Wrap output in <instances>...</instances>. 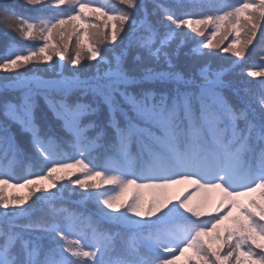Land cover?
<instances>
[{
    "label": "snow or ice",
    "instance_id": "obj_1",
    "mask_svg": "<svg viewBox=\"0 0 264 264\" xmlns=\"http://www.w3.org/2000/svg\"><path fill=\"white\" fill-rule=\"evenodd\" d=\"M119 3L124 7L118 9L107 0H25L26 5L39 6L37 14L26 15L0 0V24L25 40L43 41L35 50L29 47L27 55L13 52L0 63V70L16 73L8 87L22 90L18 102L5 98L2 104L0 153L19 152L12 130L18 124L30 135L31 147L46 168L44 174L13 183L11 168L0 165V264H176L189 251L190 264H264V87L259 95L237 91L230 99L224 94L230 85L223 71L202 59L216 54L213 49L243 57L258 30L264 40V0L193 3V10L182 13L176 10L185 7L179 3L153 0L151 13L143 0ZM137 11L144 13L139 21ZM160 14L163 31L149 18ZM89 17L102 20L105 29L115 23L101 35L99 24L84 23ZM126 22L133 35L121 47ZM69 25L72 32L61 34L63 46L51 43L56 31ZM81 31L96 43L87 44ZM137 31L142 34L137 36ZM193 32L206 42L191 49L189 62L174 63L171 45L178 41V54ZM221 33V42L234 33L227 47L213 42ZM73 34L77 40L74 55L67 57L70 77L62 72L50 80L20 75L18 70L28 71L34 59L50 62V49L60 48L54 55L65 60ZM104 41L120 51L109 58L99 47ZM85 48L90 61L107 67L82 79L78 66ZM247 74L264 77V65ZM53 91L56 97L50 95ZM76 92L80 95L72 99ZM37 95H44L70 137L78 157L71 163L63 162L61 134L37 122ZM89 95V102L81 99ZM99 148L104 149V159L96 164L93 153ZM65 178L84 190L81 196L96 198L94 216L58 206L63 198L58 183ZM183 182L205 191L220 190L215 214L205 211L204 201L192 204L189 197L176 202L166 197L169 186ZM131 186L158 194L146 204L137 191L118 203ZM7 187L29 191L26 196H5ZM257 191L259 201L250 198L245 205L238 199ZM38 202L43 205L41 216L33 219L31 210ZM18 218L26 222L17 223Z\"/></svg>",
    "mask_w": 264,
    "mask_h": 264
},
{
    "label": "trees",
    "instance_id": "obj_2",
    "mask_svg": "<svg viewBox=\"0 0 264 264\" xmlns=\"http://www.w3.org/2000/svg\"><path fill=\"white\" fill-rule=\"evenodd\" d=\"M5 3L14 4L17 11L22 12L26 15H35L39 12V6L32 7L25 4V0H4ZM105 0H100V3L103 4ZM110 5H114L116 8H123L124 6L119 3V0H107ZM158 2L165 3L170 6H176L178 3L184 5L185 7L180 8L177 7L176 10L178 13H182L184 11L193 10L191 4L203 3V4H220V3H230L233 0H158ZM143 3L147 6V11L151 13L153 11V0H143ZM197 11L207 12V8H197ZM211 14V13H208ZM137 20L139 21L143 18L144 13L142 11H137L134 13ZM157 28H160L158 23L159 20L163 19V14L159 16H150L149 17ZM198 18V17H196ZM84 23L91 24H99V32L102 35L105 31H110L111 24L115 23V21L109 22L108 29L104 28L103 21L98 19L97 17H89ZM76 24L79 25L80 21H76ZM163 31L162 28H160ZM72 32V26L69 25L66 28L62 26L60 29L56 31L54 34L51 43L57 44L59 43L61 47L63 43L66 41L61 39V34L67 35V33ZM185 32H191L185 27ZM206 33L210 34V27L206 29ZM141 31H137L136 35H141ZM81 35L84 36V40L87 44H95V39H89L86 34L81 31ZM133 35V29L129 26V24L125 23L124 30L121 31L120 36L123 37V44L121 47L128 45L129 39ZM221 34H218L216 39L213 41L214 43H220L221 47H227L234 38V33L227 36L226 39H223L221 42ZM120 37H118L119 41ZM243 39V34H242ZM76 40L77 36L75 34L72 35L71 41H67L69 51L65 53V60L60 61L59 56L54 55L55 52L60 51V48L50 49L49 54L53 56L50 62L43 61L41 57L39 60H33L29 65L26 66L28 71L25 68H22L19 71L21 76H39L43 79L50 80L56 79L58 74L61 72L65 77H70L72 75L70 71V63L67 57L69 55H74L76 51ZM200 41H205V37L200 36L197 33H191L185 37L184 45L179 49L178 54L176 50V41L171 45V50L174 53L173 62L179 65H183L190 61L191 59V49L195 47ZM206 42V41H205ZM43 44V41H30L23 39L16 31L6 29L3 24H0V63L3 62V57L12 54L13 52L20 55H27L28 48L31 47L35 50L36 47H39ZM99 47L104 50L105 54L111 58L113 52L118 53L120 48H113L108 41H104L99 44ZM239 47V45H237ZM23 49V50H22ZM205 51H209L205 49ZM214 55L203 57V61L207 62L211 65L213 70H222L223 71V79L224 81L230 85V87L224 89L225 96L230 99H235V93L239 91L243 94H254L259 95L260 89L264 87V77H251L247 73L250 68L259 71L260 67L264 65V40H262L260 36L259 30L257 31L256 37L253 38V43L248 46L245 50V55L243 57H236L233 53H223L220 52L219 49H213ZM135 53H133L134 55ZM35 65V66H33ZM80 69L79 75L82 79L90 77L94 75L97 70L101 73L107 67L103 64H97V61H90L87 56V49L85 48L81 52V65L78 66ZM161 68H166L165 64L159 65ZM15 72H8L4 70H0V82H11L15 79ZM51 96L56 97V93L53 91L50 93ZM80 94L78 92L74 93L72 99H75ZM22 96L21 89H0V111H2V104L4 103L5 98L11 100L12 102H18ZM81 99L84 102H89L92 97L83 96ZM36 102V110L35 115L38 123H44L46 129H50L52 132H59L63 137L65 143L62 147V153L64 156L63 162L71 163L73 158H78L76 156L75 151L70 146V137L67 133L63 131V123L62 121L56 119L51 110L48 108V105L45 103L44 95H37L35 97ZM106 112V109H105ZM84 122H87L88 117L82 118ZM16 144L18 146L19 152L15 155L12 153H8L6 156L4 153H0V165L5 168H11V174L15 177L13 183H21L22 178L28 177L30 174H44L46 172V168L42 162V160L36 155L34 149L31 147V137L28 133L22 132L20 130V126L18 124L13 125L12 128ZM132 151H136V145H132ZM93 159L96 164L103 163L104 159V149L99 148L93 153ZM87 163V161H85ZM101 170V169H97ZM68 171H75V169H68ZM79 175V173H77ZM77 178L76 176L71 177V179ZM83 178V177H81ZM42 183H47V181H42ZM60 185H63L61 192L63 193V198L61 201H58V206L62 205L64 208L68 209L71 212L77 213H85L87 215H95L97 211V202L96 198H88L81 196L80 193L84 190L81 189L78 185H73L70 183L68 178H65L63 181L58 183V188ZM28 188L23 187H7L5 189V196H26L28 194ZM119 189H117V192ZM139 191L140 196L145 200L146 204L151 199L153 195L158 194V190L141 188L137 190L135 186L129 187L125 192L120 196L118 203L124 202L127 199H130L132 195L136 194ZM115 194V193H111ZM166 195V193H165ZM178 191L170 196L166 195L168 199H171L173 202H176L177 199H184V197H178ZM250 198H255L257 201L260 200L259 191L252 193L248 196L243 204L247 205L249 203ZM190 200V199H189ZM31 203V201H29ZM190 203L195 204L193 200H190ZM43 205L38 202L33 206L31 210L32 218L36 219L41 216L40 209ZM236 214V213H235ZM206 218V217H205ZM60 220L63 219V215L59 217ZM24 218H18L17 223H25ZM176 223H180L177 221ZM165 225H161L163 227ZM106 228H112L111 225H105ZM115 230V229H113ZM71 239H78V236H72ZM44 243L47 245L48 241L45 240ZM246 251V248H245ZM259 251V250H257ZM224 251H221V255H224ZM66 255H69L66 253ZM189 256H192L191 251L184 257V259H178L176 264H190ZM193 260L196 257H192Z\"/></svg>",
    "mask_w": 264,
    "mask_h": 264
},
{
    "label": "rangeland",
    "instance_id": "obj_3",
    "mask_svg": "<svg viewBox=\"0 0 264 264\" xmlns=\"http://www.w3.org/2000/svg\"><path fill=\"white\" fill-rule=\"evenodd\" d=\"M32 77L33 76H28L29 80H31ZM36 77H39V76H36ZM44 80H46V79H44ZM11 82H0V89L10 88V87H8V85ZM10 89H18V88H10ZM177 191H178L180 196L186 195L191 200H193L195 203L201 202V201L206 202V208H205L206 212H212V210L215 208L216 204L219 203V201L222 197V193L220 192V190L205 191L203 189H197L195 187V185H193L189 182H183L180 184L171 185L165 190V193H166V195L170 196L171 194H173L174 192L176 193ZM247 198H248V196H244V197H239L238 199L243 204ZM212 213H214V212H212ZM235 213H236V209H233V214H235ZM186 254H187V252L184 255H186ZM184 255L179 256V259L183 258Z\"/></svg>",
    "mask_w": 264,
    "mask_h": 264
}]
</instances>
